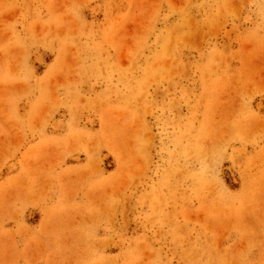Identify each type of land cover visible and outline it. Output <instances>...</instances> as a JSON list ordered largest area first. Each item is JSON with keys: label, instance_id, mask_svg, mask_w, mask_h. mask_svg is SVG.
I'll return each instance as SVG.
<instances>
[{"label": "rangeland", "instance_id": "374dc122", "mask_svg": "<svg viewBox=\"0 0 264 264\" xmlns=\"http://www.w3.org/2000/svg\"><path fill=\"white\" fill-rule=\"evenodd\" d=\"M0 264H264V0H0Z\"/></svg>", "mask_w": 264, "mask_h": 264}]
</instances>
